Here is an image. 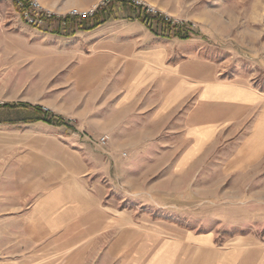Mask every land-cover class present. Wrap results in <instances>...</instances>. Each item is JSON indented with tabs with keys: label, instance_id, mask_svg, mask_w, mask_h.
Here are the masks:
<instances>
[{
	"label": "rangeland",
	"instance_id": "rangeland-1",
	"mask_svg": "<svg viewBox=\"0 0 264 264\" xmlns=\"http://www.w3.org/2000/svg\"><path fill=\"white\" fill-rule=\"evenodd\" d=\"M143 1L176 23L191 24L198 34L185 41L156 38L130 6L116 5L110 12L117 19L97 32L62 39L28 26L11 1L0 0V104L40 105L65 123L47 135L78 150V202L85 223L78 264H154V259H160L157 264H264V143L256 149L247 145L264 133V0ZM40 4L60 16L89 9L59 13ZM96 45L107 54L125 55L128 76L139 73L142 54L144 64L148 59L158 64L162 79L167 74L174 83L184 77L224 82L252 91L258 100L232 116L211 106L218 133L178 171L194 144L187 121L198 111V93L171 111L161 132L112 137L85 116L95 105L102 114L105 102L106 90L95 79L99 69L80 65ZM213 92L216 98L250 101L242 93ZM114 107L105 106L104 112L114 113ZM126 110L130 127L153 129L152 112ZM104 135L110 141L101 146ZM135 137L149 140L127 146ZM88 227L91 233L84 238Z\"/></svg>",
	"mask_w": 264,
	"mask_h": 264
},
{
	"label": "crops",
	"instance_id": "crops-1",
	"mask_svg": "<svg viewBox=\"0 0 264 264\" xmlns=\"http://www.w3.org/2000/svg\"><path fill=\"white\" fill-rule=\"evenodd\" d=\"M98 1L39 0L45 7L59 13L73 8L87 9ZM101 17L106 19L104 23L94 28L90 23L89 30H71L70 36L53 34L58 22L50 23L43 31L68 39L78 33H95L110 20L117 19L112 13L101 14ZM139 23L154 37L172 40L154 34L141 21ZM106 52L108 50L101 45H96L91 54L81 57L80 65L92 63L91 66L99 69L100 74L95 79L101 84L100 89L106 90L103 94L105 102L101 105L103 113L100 114L95 105V110H88L85 116L92 126H100L101 131L112 134V137L125 131L161 132L170 122L171 111L194 92L198 93L199 112L190 114L187 121L188 138L194 144L179 161L178 171L193 161L197 151L207 149L218 133V122L210 118L211 106L217 110L224 107L229 112L228 116H232L233 110L258 100L252 91L224 82H191L184 77L174 83L168 80L171 75L167 74L162 79L158 64L152 59L144 64L146 58L142 54L139 73L128 76L127 57ZM215 89L222 90L224 94H245L250 101L216 98ZM17 104L29 108L0 109V264H62L64 257L67 264H78L80 229L85 225L80 220L82 207L78 202V150L68 147L60 136L47 135L50 130L63 126L43 121L16 123L19 120L15 118L17 112H23L25 116L34 107H41ZM111 104H114L115 112H104L105 106ZM128 106L139 108L141 116L152 112L148 125L153 129L145 126L139 129L136 124L130 127L134 123L130 120L132 115L128 116ZM261 135L249 141L248 148H258L260 141L263 144L264 133ZM148 140L135 137L126 142L129 147H140ZM201 158L203 160L205 156L201 155ZM90 228L86 229L84 238L90 235ZM173 246L178 247L176 244ZM157 260L160 261L156 259L155 262L154 259V264Z\"/></svg>",
	"mask_w": 264,
	"mask_h": 264
},
{
	"label": "trees",
	"instance_id": "trees-1",
	"mask_svg": "<svg viewBox=\"0 0 264 264\" xmlns=\"http://www.w3.org/2000/svg\"><path fill=\"white\" fill-rule=\"evenodd\" d=\"M116 5H123V6H130L126 3L120 4H111L107 8L102 9L99 11L94 17L92 18H71L66 17L65 19V26H61L60 24L57 26V29L53 31V34L63 35V36H70V31H78V30H89L88 24L93 23L92 28L99 26L100 24L104 23L106 19H101V14L109 13L111 8H114ZM131 7V6H130ZM135 13V19L139 22L141 21L150 31L154 34L159 35L163 38H177L179 40L185 41L192 39L194 35L198 33L193 29L191 24L187 23H176L171 20H167L164 16L159 15H152L142 12L139 8L131 7ZM102 12V13H101ZM106 16V15H105ZM104 16V18H105ZM43 31V29H40ZM29 108L27 105L22 104H2L0 105V109H13V108ZM36 121H43L48 124H54L57 126L65 125L64 121L49 111H44L42 107H34L33 110L21 117L16 123H32Z\"/></svg>",
	"mask_w": 264,
	"mask_h": 264
},
{
	"label": "built area",
	"instance_id": "built-area-1",
	"mask_svg": "<svg viewBox=\"0 0 264 264\" xmlns=\"http://www.w3.org/2000/svg\"><path fill=\"white\" fill-rule=\"evenodd\" d=\"M18 9L21 19L30 27L35 29H44L52 22H58L62 27L65 26L66 17L71 18H92L99 11L107 8L114 3H126L134 8H139L142 12L152 14L154 16H164L149 7L143 0H99L96 4L92 5L87 11L71 10L67 15L60 16L50 10L45 9L38 0H9ZM172 21V20H171ZM175 22V21H174ZM110 141L108 135H104L99 139L101 146H106Z\"/></svg>",
	"mask_w": 264,
	"mask_h": 264
}]
</instances>
